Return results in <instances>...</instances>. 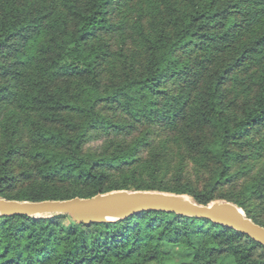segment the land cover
Returning a JSON list of instances; mask_svg holds the SVG:
<instances>
[{
	"label": "trees",
	"instance_id": "obj_1",
	"mask_svg": "<svg viewBox=\"0 0 264 264\" xmlns=\"http://www.w3.org/2000/svg\"><path fill=\"white\" fill-rule=\"evenodd\" d=\"M121 1L128 0H0V196L187 193L198 204L232 201L264 226V215L220 189L243 156L246 136L264 130V0H143L130 52L123 20L110 15ZM102 30L118 31L121 39L119 69L106 85L109 44ZM243 76L255 78L258 91L231 119L227 110L237 104L234 86ZM94 134H104L113 148L83 151ZM174 145L214 162L210 185L194 190L179 165L166 177ZM257 148L260 141L250 144ZM112 167H131L133 179L111 180ZM163 242L191 249L192 264H264L263 245L202 214L144 210L92 224L68 214L0 215V264H181Z\"/></svg>",
	"mask_w": 264,
	"mask_h": 264
},
{
	"label": "rangeland",
	"instance_id": "obj_2",
	"mask_svg": "<svg viewBox=\"0 0 264 264\" xmlns=\"http://www.w3.org/2000/svg\"><path fill=\"white\" fill-rule=\"evenodd\" d=\"M143 0H128L126 3L118 2L114 6H111L110 15L112 20H118L119 18L123 20V35L126 37L124 49L128 52L132 51L135 47V41L137 39V35L134 31V17L136 15V8L141 4ZM114 13V14H113ZM148 23L145 24V28L147 29ZM100 39L108 42L109 54H107L108 59L105 61L102 72V83L106 85L111 78L113 77L112 72L118 71L119 69V57L117 56V50L120 46V34L119 32L112 31H104L100 33ZM139 55V52H136V56ZM250 72V71H249ZM248 72V73H249ZM251 73V72H250ZM253 74L257 75V72ZM247 75V74H246ZM110 78V79H109ZM243 81L240 84L234 86L235 92L240 94V97L235 106L230 105L227 110L228 115L231 119H236L240 117V114L243 111V108L251 103L253 100V96L258 91L257 82L255 83V78H249L246 76L242 77ZM111 82V81H110ZM109 82V83H110ZM231 86V85H230ZM229 87V85H228ZM230 88V87H229ZM232 94L228 96L227 99H231ZM5 111V110H4ZM3 113V112H2ZM237 121V120H234ZM139 135L138 132L134 133L133 136L125 137L124 144L131 145L132 141ZM162 139L159 135L157 137L154 136L151 139L152 146L158 145V142ZM248 140V145H243L242 154L243 156H239L237 159L233 161L231 170L233 172L228 185L221 187V191H229L230 194H234L240 199L246 200L248 208L251 212L255 213L256 216L264 215V186L263 188H259V184L262 186L263 178L260 180V176L264 170V130L256 129L251 131L249 135L246 136ZM135 141V140H134ZM262 144L263 148L250 149L251 143L259 142ZM183 144V143H182ZM241 146V145H239ZM113 147H107L106 137L104 134H94L92 135L83 145V151L89 153H95L97 155L103 154L104 152L110 151ZM129 149V148H128ZM173 158L168 166V174L167 178L174 173V171L178 168V165L181 166L183 172V179H187L193 187L194 190H201L203 186L210 185L212 179L214 177H210L212 174V169L210 165H214V162L211 160H207V158L202 159L197 156L199 159L195 157L192 151L182 145L180 148L174 145L173 147ZM148 150L147 146H143L139 150V154L141 157L146 156V152ZM194 155V156H193ZM30 159V158H27ZM181 161H183L181 163ZM17 166L16 170H19L21 166H19V162L15 163ZM129 166V164H128ZM166 166V167H167ZM131 167H127L124 169H115L111 168L109 173L111 180H122V179H133L131 177ZM167 169V168H166ZM138 176L139 173L136 172ZM210 177V178H209ZM259 179V181H258ZM208 182V183H207ZM132 186V184H130ZM259 191H256V190ZM129 190H137V189H129ZM144 190V189H141ZM255 190V191H254ZM166 192V191H165ZM220 192H218L219 194ZM189 198L192 199V195L183 193ZM215 200H226L224 198H217ZM242 208V207H241ZM195 243H199L201 239L199 237L194 238ZM162 248L165 251L172 252L173 259L176 262L181 264H192V251L189 248H186L182 244H174L170 242H163ZM262 251V250H258ZM151 264V263H150Z\"/></svg>",
	"mask_w": 264,
	"mask_h": 264
},
{
	"label": "water",
	"instance_id": "obj_3",
	"mask_svg": "<svg viewBox=\"0 0 264 264\" xmlns=\"http://www.w3.org/2000/svg\"><path fill=\"white\" fill-rule=\"evenodd\" d=\"M144 210L206 215L213 222L235 229L264 246V226L228 200L198 204L183 193L141 189H118L66 199L18 200L0 196V215L68 214L76 222L84 224L122 219Z\"/></svg>",
	"mask_w": 264,
	"mask_h": 264
}]
</instances>
